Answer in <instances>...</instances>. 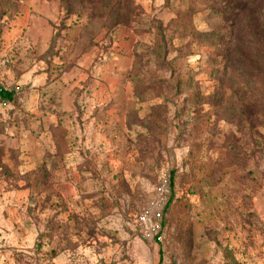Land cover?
Returning <instances> with one entry per match:
<instances>
[{
    "label": "rangeland",
    "instance_id": "374dc122",
    "mask_svg": "<svg viewBox=\"0 0 264 264\" xmlns=\"http://www.w3.org/2000/svg\"><path fill=\"white\" fill-rule=\"evenodd\" d=\"M122 1L3 10L0 81L19 90L0 103V260L264 264V102L218 85L208 0ZM172 173L164 237L144 239Z\"/></svg>",
    "mask_w": 264,
    "mask_h": 264
},
{
    "label": "trees",
    "instance_id": "16d2710c",
    "mask_svg": "<svg viewBox=\"0 0 264 264\" xmlns=\"http://www.w3.org/2000/svg\"><path fill=\"white\" fill-rule=\"evenodd\" d=\"M208 1V8L220 23L216 26L217 29L212 31L196 30L195 32L202 36L201 44L209 43L216 46L217 52L214 57L210 58V63L215 77L218 78V85L223 88L222 85L229 83V80L231 83L239 82L238 84H243L244 87L251 88L252 92L259 94V100L264 102V0ZM119 5L123 6L122 0ZM6 7L16 9L19 7L18 0H0V36L4 32L5 13L3 10ZM192 8L194 7L191 6L190 9ZM192 14L191 10H187L182 16L189 18ZM183 26L184 29H188L185 22ZM191 29L194 30L192 27ZM17 93L16 89L6 88L0 81V103L14 101ZM237 95L241 96V94ZM215 97H213L214 101ZM218 98L222 100L223 97ZM198 104H195V107L199 114L202 107ZM251 123L252 121L249 122ZM169 183L170 194L164 208L165 213L171 209L174 202V173L169 178ZM163 221L166 227L165 215Z\"/></svg>",
    "mask_w": 264,
    "mask_h": 264
},
{
    "label": "built area",
    "instance_id": "2783aa9c",
    "mask_svg": "<svg viewBox=\"0 0 264 264\" xmlns=\"http://www.w3.org/2000/svg\"><path fill=\"white\" fill-rule=\"evenodd\" d=\"M169 194V177H164L160 181L156 191L141 208L136 220L137 231L144 239L150 241H161L163 239L165 234L163 210L168 201ZM0 264L5 263L0 260Z\"/></svg>",
    "mask_w": 264,
    "mask_h": 264
}]
</instances>
